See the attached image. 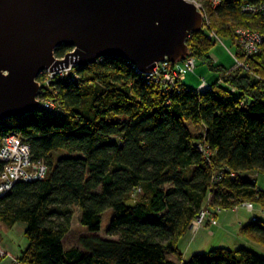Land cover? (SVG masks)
I'll list each match as a JSON object with an SVG mask.
<instances>
[{
	"label": "trees",
	"instance_id": "16d2710c",
	"mask_svg": "<svg viewBox=\"0 0 264 264\" xmlns=\"http://www.w3.org/2000/svg\"><path fill=\"white\" fill-rule=\"evenodd\" d=\"M209 12L221 36L240 27L256 28L264 37V21L242 14L236 3L223 1ZM262 43L247 58L260 79L238 67L214 68L212 40L200 30L189 33L188 56L217 73L202 93L182 85L179 94L164 95L127 61L99 59L75 67L76 81L50 83L54 95H45L63 114L38 108L2 121L0 138L17 135L29 145L32 159L48 167L44 179L17 182L0 199V223L25 227L20 263L264 264V257L243 247L213 248L187 261L178 249L207 199L227 210L245 201L264 209V191L249 177L264 178ZM69 50L59 47L54 54L62 58ZM185 122L204 129L203 136L191 134ZM197 139L209 147V161L195 147ZM219 173L224 177L216 182ZM75 209L90 235L66 249ZM107 210L112 215L106 234L115 239L97 235ZM240 234L264 247L263 222H249Z\"/></svg>",
	"mask_w": 264,
	"mask_h": 264
},
{
	"label": "water",
	"instance_id": "95a60500",
	"mask_svg": "<svg viewBox=\"0 0 264 264\" xmlns=\"http://www.w3.org/2000/svg\"><path fill=\"white\" fill-rule=\"evenodd\" d=\"M201 24L182 0H0V123L38 110L44 70L119 59L150 73L186 56ZM59 47L72 52L57 59Z\"/></svg>",
	"mask_w": 264,
	"mask_h": 264
},
{
	"label": "built area",
	"instance_id": "2783aa9c",
	"mask_svg": "<svg viewBox=\"0 0 264 264\" xmlns=\"http://www.w3.org/2000/svg\"><path fill=\"white\" fill-rule=\"evenodd\" d=\"M183 2L190 3L194 6L196 12H199L201 16V30L205 32L209 40H214L217 38L216 34L213 32H209L210 27V17L208 13V9H216L220 7V4L223 1L233 2L238 4V9L242 14L248 16H257L261 20L264 21V0H182ZM264 37L261 33L257 32V30H252L248 28L237 29L233 34V44L237 48L238 57L234 53L232 58L235 61V66L243 69V71H249V67L245 63V61L249 56L256 54L259 50L261 44H263ZM238 59H237V58ZM243 58V59H242ZM58 59H63L58 58ZM182 59V60H181ZM178 61H171L166 58L163 61H159L155 63L153 71L150 73H141L135 67L134 71H136L139 78L146 83L148 86H153L159 92H162L164 95H168V93H176L179 94V90L181 89L183 82L185 81V76L187 73H194L196 67V60L191 55L182 57ZM242 63H241V62ZM246 65V66H245ZM76 66L74 64H70L65 69L55 70L54 72H50V70H44L40 73V76L37 78V85L39 90L37 92L36 98L38 101V108L42 110L49 111L54 114H63L64 109L61 108L57 103H55L52 99L46 97L45 88L50 86V83L57 80H78V74L75 73L74 68ZM46 80L44 85L40 82L41 79ZM257 79H260L257 77ZM264 83V80H263ZM46 86V87H45ZM210 85L203 80L200 86L196 89L199 93H202L205 90H208ZM46 91H45V90ZM195 147L201 152L203 158H206L207 161L210 160V149L207 147L205 143L195 142ZM48 172V167L45 165L43 160L32 159V154L30 153V147L27 143L23 142L20 137L15 134L6 135L0 138V199L3 198L6 194H8L12 187L17 182H35L37 180H42L46 177ZM229 176L231 178L235 177V174L230 173ZM223 173L217 174L214 179L216 182L221 181L223 178ZM139 192V191H138ZM137 195L134 196V200H136ZM210 202V199L206 200V204L199 211L196 218L189 224L188 230L190 232H197L198 229L203 228L206 224L210 223V225L216 226V217L220 213H225L229 210L222 207L221 205H213ZM212 208L211 211L209 208ZM243 208L246 212L251 214L250 222H263L264 223V210L260 211L257 215L255 214L256 207L252 202H242L240 205L232 208L234 211L238 208ZM231 210V209H230ZM213 216V218H212ZM7 259H9V264H21L19 259L13 258L6 254L0 248V264H3Z\"/></svg>",
	"mask_w": 264,
	"mask_h": 264
},
{
	"label": "rangeland",
	"instance_id": "374dc122",
	"mask_svg": "<svg viewBox=\"0 0 264 264\" xmlns=\"http://www.w3.org/2000/svg\"><path fill=\"white\" fill-rule=\"evenodd\" d=\"M209 10H212V9H210V8L208 9V13H209V17H210ZM209 23H210V27L208 28L209 29V32H213L217 36V38H215L214 40H212V44H211L212 46H211V49L209 51V57L212 60L213 67L214 68H221L222 70L223 69L224 70H231L234 67H236L235 66L234 59L232 58V56H230V54L233 55L235 53V51H236L235 44H232L231 43V39L233 38V34H234V31L235 30H237V29H244V28H240V27L233 28V31H232V33L230 32L231 33L230 35L221 36L220 34L217 33L216 29L213 27V25L211 23V18H210V22ZM248 29H252V28H248ZM252 30H257V32L261 33L256 28L255 29H252ZM228 51L230 52V54H229ZM68 52H72V50L70 49ZM187 53L189 54L188 50H187ZM235 55H237L238 57H240V55H238L237 53ZM191 57H193V56H191ZM195 60H196V58H195ZM242 62L245 63L247 65V67H249L248 66V63H247V59H245V61L242 60ZM195 69L196 70H195L194 73H191L190 72V73H187L186 76H185V79H184L185 81L183 82V86H184V88L186 90H189V91L190 90H193V91H195L200 86V84H201V82L203 80H205L206 83H208L209 85H211L212 83H214L215 81H217V73H215L213 70L211 71V69L208 68V66L206 64H204L201 60L200 61L199 60H196V67H195ZM248 69H249V71H247V72L243 71V72L244 73H248L250 75L251 79L257 78V76L250 70V67ZM45 80H46V77H44V80L41 79L39 83H41V85L42 84L44 85ZM52 88H53V86H49L48 85V87H46L45 89L46 90L48 89L47 91L50 92L51 95H54L53 94L54 91H53ZM37 99H39V98H37ZM185 124L188 126L191 134L203 136L204 129H202L201 127H195V126L191 125L188 122H185ZM196 141L202 143V141L200 139L195 140V142ZM249 177H251V178H253L255 180V182H256L255 185H256L257 188L258 187H262V186L264 187V178H263V176H259V175L255 174V173H250L249 174ZM257 182H258V184H257ZM245 202H247V201H245ZM251 202L255 205L256 208H258L257 209L258 212L264 210L257 203H255L253 201H251ZM212 206L213 205H211V207ZM211 207L209 209L212 211L213 209ZM240 208L235 209L234 211L232 209L231 210L229 209V211L225 212L224 214L229 215V214H232V213H236ZM220 214H222V213H220ZM111 215H112V211L111 210H107L102 215L103 221H102V225H101V231H100V233L97 234L101 238H104V239H107V238L108 239H115L114 237L108 236L106 234V231H107L106 229H107V227H108V225L110 223V220H111L110 217H111ZM217 216L214 217V220H216V226H217ZM78 218H79V212H78L77 209H75L74 210V216L72 218L73 222H72V225H71V230H70L71 232L65 237L64 242H63V243H65L66 249L67 248L69 249L71 247H74V246L78 245L79 244L78 240H79L80 237H82L84 235H90L88 233V231L85 230V228L83 229L81 227ZM212 218H213V216H212ZM207 224H206V226H207ZM206 226H204V227H206ZM3 227L5 228L6 225H3V224L0 223V229L1 230H2ZM201 229L202 228L198 229V231H200ZM20 230L21 229L19 227H17L16 229H14V228L11 229V232L13 233V235L16 236V239L14 241L10 240L7 235L5 237V240L7 242L10 241L11 243H13L15 245H17L18 242L25 241V239H24V233H23L24 231H22V230L20 231ZM2 232L4 233V230H2ZM197 232H190V230H187V233L185 234L186 235V238L183 237L184 240L179 245V248L182 251L183 259H185L186 261H187V259H189L194 254L209 252V249L210 248L208 250L207 249H204V247H202L201 241L198 240L199 238L195 237V235L197 234ZM196 238H197V241H195ZM242 247L243 248H247L248 250H251L252 252H255L258 255L264 257V247L261 246V245L259 247H256V248L254 246H251V247H247L246 246L245 247L244 245H242V246L241 245H237V246H234L233 249H240ZM185 249H187V251H185ZM167 258H169L170 260H174L175 261V258H173L172 256H169L168 255Z\"/></svg>",
	"mask_w": 264,
	"mask_h": 264
},
{
	"label": "crops",
	"instance_id": "0c3cea01",
	"mask_svg": "<svg viewBox=\"0 0 264 264\" xmlns=\"http://www.w3.org/2000/svg\"><path fill=\"white\" fill-rule=\"evenodd\" d=\"M258 189L264 191L263 186L258 187ZM257 209L258 208H256L254 212L255 214L258 215L260 212H258ZM250 219H251V214L246 212L243 208H240L236 213H232L229 215L222 213L217 216V226L207 224L206 227L202 228L200 231L197 232L195 237L199 238L198 240L201 241L202 247H204V249H207V250L209 248L213 249V248H220V247L228 248L231 250L233 249L234 246H237V245H241V246L244 245L245 247L254 246L256 248V247H259L260 245H258L254 240L252 241L246 235L240 234L241 228L245 225H248L250 222ZM6 227L2 228V230H4V233L0 229V235H1L0 236V248L9 256L13 258H18L21 251L24 248H26L27 246L26 242L21 241V242H18L17 245H15L11 243L10 241L7 242L5 240V237L7 235L10 240L14 241L16 239V236L13 235V233L11 232V229L13 228L16 229L17 227H19L22 231H24L25 227L20 223H17L12 228H8V227L6 228ZM184 237L186 238V235ZM197 238L195 241H197ZM183 240H181V242ZM180 243L178 244V249L181 253L182 260L186 261L185 259H183L182 251L179 248ZM185 251H187V249H185ZM9 261L10 260L7 259L3 264H9Z\"/></svg>",
	"mask_w": 264,
	"mask_h": 264
},
{
	"label": "bare ground",
	"instance_id": "6f19581e",
	"mask_svg": "<svg viewBox=\"0 0 264 264\" xmlns=\"http://www.w3.org/2000/svg\"><path fill=\"white\" fill-rule=\"evenodd\" d=\"M221 4H222V3H221ZM221 4H220V5H221Z\"/></svg>",
	"mask_w": 264,
	"mask_h": 264
}]
</instances>
